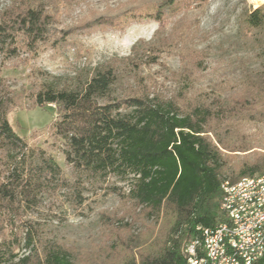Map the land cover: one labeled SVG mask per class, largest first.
<instances>
[{"label":"trees","instance_id":"16d2710c","mask_svg":"<svg viewBox=\"0 0 264 264\" xmlns=\"http://www.w3.org/2000/svg\"><path fill=\"white\" fill-rule=\"evenodd\" d=\"M207 0H190L202 4ZM13 0L0 11V57H33L38 49L63 40L65 30L55 23L72 0ZM178 0H153L115 11L90 12L73 23L84 28L110 23L153 20L160 22L177 10ZM247 28L264 26V5L244 14ZM116 74L97 68L82 87L43 84L33 94L36 107L54 105L58 121L55 134L64 142L66 163L89 180L108 176L132 177L127 198L147 211L169 220L165 233L123 264H185L184 247L199 238L197 228L223 222L220 210L222 184H236L264 174V136L249 145L252 158L226 168L225 145L217 132L241 123H264V75L243 78L226 104L218 98L196 101L184 92L173 100L157 93L114 94ZM0 77V231L13 228L9 240L0 242V264H76L67 250L46 243L20 219L24 203L33 204L48 177L59 173L57 165L33 153L8 123L13 99L2 94ZM131 94V95H130ZM243 149H241L242 151ZM264 150V149H262ZM237 152V151H235ZM2 168V167H1ZM5 226V227H4ZM2 227V228H1ZM21 231L29 253L14 263ZM134 248H137L135 246Z\"/></svg>","mask_w":264,"mask_h":264},{"label":"rangeland","instance_id":"374dc122","mask_svg":"<svg viewBox=\"0 0 264 264\" xmlns=\"http://www.w3.org/2000/svg\"><path fill=\"white\" fill-rule=\"evenodd\" d=\"M12 1L0 0V11ZM46 1L51 7L53 2ZM151 1L72 0L61 11L60 23L54 24L57 30L66 31V36L60 35L63 40L42 46L33 57H0L1 93L13 99L9 125L33 153L40 156L42 152L43 158L59 168L58 175L43 182L37 200L23 204L20 219L44 242L70 252L76 264H123L157 240L161 231L165 233L169 220L163 212L159 218H149L147 211L127 198L131 176L99 181L75 172L66 163L64 142L54 131L56 108L36 107L33 94L47 83L82 87L95 69L110 67L116 74L115 95L145 90L173 100L184 92L196 101L218 98L226 104L243 78L264 75V26L250 29L243 23L244 14L263 6L264 1L194 4L178 0L177 10L165 14L160 22L141 20L90 28L73 23L92 11H115ZM217 134L226 147L222 150L226 168L231 169L252 158L255 150L246 148L264 136V123H241ZM0 169H4L1 164ZM11 232L10 226L2 228L0 242L9 240ZM17 234L14 263L29 253L21 231Z\"/></svg>","mask_w":264,"mask_h":264},{"label":"bare ground","instance_id":"6f19581e","mask_svg":"<svg viewBox=\"0 0 264 264\" xmlns=\"http://www.w3.org/2000/svg\"><path fill=\"white\" fill-rule=\"evenodd\" d=\"M255 3L263 2L264 0H253ZM264 188V174L257 178H245L236 184L224 182L222 184L223 205H231L229 208L220 210L224 216V221L217 223L212 228H197L199 238L194 240L193 251L183 250L185 264H222L224 259V251H217L214 254L215 241L220 237V229L225 235H231V241H240V234H233L238 229H242V220H236L237 216L243 214V219L254 217L257 212L258 216H264V204L261 206V190ZM244 189L242 199H238L236 191ZM250 199V200H249ZM249 200V201H247ZM211 231V232H209ZM264 231V219H259L258 222L252 224V234H261ZM251 253V246H244L238 252V259H245ZM214 254V258H213ZM255 264H264V248L260 251V258L255 260Z\"/></svg>","mask_w":264,"mask_h":264},{"label":"built area","instance_id":"2783aa9c","mask_svg":"<svg viewBox=\"0 0 264 264\" xmlns=\"http://www.w3.org/2000/svg\"><path fill=\"white\" fill-rule=\"evenodd\" d=\"M243 192L244 189H238V191H236V196L233 197L242 199ZM259 200H261L262 206V204H264V188L261 190ZM229 206L231 205H223L221 200L220 207L229 208ZM259 219H264V216H258V212L250 219H243V214L237 216L236 220H242V229H238V231L233 232V234H240V241H231V235L223 234L221 227H216V229H220V237L215 241L214 254L217 251H224L222 264H255V260L260 258V251L264 248V231L261 234H252V224L258 222ZM193 243L194 240L185 246V251H189V255L190 252L193 251ZM244 246H251V253H249V256L245 257V259H238V252H240V249L244 248ZM199 264H201L200 261Z\"/></svg>","mask_w":264,"mask_h":264}]
</instances>
